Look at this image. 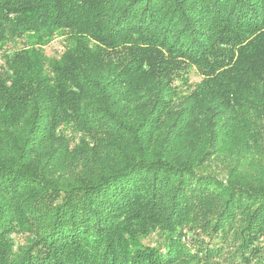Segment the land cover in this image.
<instances>
[{
  "label": "trees",
  "instance_id": "trees-1",
  "mask_svg": "<svg viewBox=\"0 0 264 264\" xmlns=\"http://www.w3.org/2000/svg\"><path fill=\"white\" fill-rule=\"evenodd\" d=\"M0 264H264V0H0Z\"/></svg>",
  "mask_w": 264,
  "mask_h": 264
},
{
  "label": "rangeland",
  "instance_id": "rangeland-1",
  "mask_svg": "<svg viewBox=\"0 0 264 264\" xmlns=\"http://www.w3.org/2000/svg\"><path fill=\"white\" fill-rule=\"evenodd\" d=\"M60 36H62V35H60V34L56 35V37L54 39H52L53 41L50 42L47 46H45V53L48 56H51V55L56 53L55 50L58 47L57 45H59V42L62 40V37H60ZM41 45H44V43H41Z\"/></svg>",
  "mask_w": 264,
  "mask_h": 264
}]
</instances>
